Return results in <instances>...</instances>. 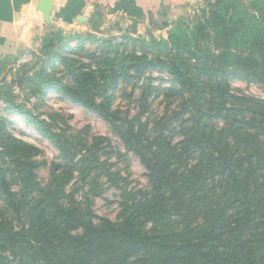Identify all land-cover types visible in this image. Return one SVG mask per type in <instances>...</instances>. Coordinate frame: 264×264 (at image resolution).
Listing matches in <instances>:
<instances>
[{"label": "trees", "instance_id": "16d2710c", "mask_svg": "<svg viewBox=\"0 0 264 264\" xmlns=\"http://www.w3.org/2000/svg\"><path fill=\"white\" fill-rule=\"evenodd\" d=\"M198 8L165 38L85 32L57 47L55 32L24 71L28 97L97 114L118 145L0 86V108L57 151L44 159L0 118V264H264V97L233 88H264V0ZM130 153L146 186L121 185L112 158ZM106 187L119 191L115 220L95 211Z\"/></svg>", "mask_w": 264, "mask_h": 264}, {"label": "rangeland", "instance_id": "374dc122", "mask_svg": "<svg viewBox=\"0 0 264 264\" xmlns=\"http://www.w3.org/2000/svg\"><path fill=\"white\" fill-rule=\"evenodd\" d=\"M200 2L201 0H184L181 4H174L173 9L165 13L163 12L161 19H157L156 22L151 21L150 25H146L144 28L139 26L140 32L136 30V33H126L135 37L165 38L168 28L164 27V24L167 23L172 25L180 19V17H194L195 14L198 13L197 11H199L198 6ZM45 23V28L38 26L34 32V36H32L30 44L19 47L18 49L14 48L11 52L0 54V86H9L12 82L11 89L15 94L17 102L24 104L26 108L32 110L35 114L47 117V113L50 110L61 112L68 117L71 127L81 129L89 125L92 132L108 136L113 144L118 145L117 137L112 133L108 124L97 114L65 99H61L56 93L46 98L45 105H39L36 97L27 96L26 81L23 78V73L30 67V73H32L38 68L36 62L46 60L47 55H45L46 51H44V47L47 43V39L51 38L53 33L58 32L61 34L62 38H60L61 40H54L55 46L58 47L61 43L67 41L70 42V46H75L78 42L75 37L79 33H85L76 30H67L58 26L56 22L47 21ZM145 28L150 29L147 32ZM123 35L125 34L100 35L97 37H116L119 41ZM87 45L89 46V43ZM47 53L49 54V52ZM26 66L27 68H25ZM233 88L235 91H244L248 94L264 97V88L257 84H247L241 80H234ZM0 118L7 119L6 123L8 129L17 137L38 146L44 153V159L51 161L56 157L57 151L51 142L42 137V135L30 124H27L22 116L17 113H10L7 110H3L1 107ZM112 161L115 163L114 168L118 169L124 177L121 185L129 188H139L147 185V170L138 156L130 153L128 158H118L115 156L112 158ZM47 174L46 168L40 171V176L44 180L47 178ZM118 194L119 191L113 187H106L102 197L96 199L95 211L97 214L115 220L118 212V204L116 201L118 199Z\"/></svg>", "mask_w": 264, "mask_h": 264}, {"label": "crops", "instance_id": "0c3cea01", "mask_svg": "<svg viewBox=\"0 0 264 264\" xmlns=\"http://www.w3.org/2000/svg\"><path fill=\"white\" fill-rule=\"evenodd\" d=\"M183 1L0 0V54L30 44L38 26L45 28L47 21L97 36L136 33Z\"/></svg>", "mask_w": 264, "mask_h": 264}, {"label": "water", "instance_id": "95a60500", "mask_svg": "<svg viewBox=\"0 0 264 264\" xmlns=\"http://www.w3.org/2000/svg\"><path fill=\"white\" fill-rule=\"evenodd\" d=\"M47 2H49V0H46Z\"/></svg>", "mask_w": 264, "mask_h": 264}]
</instances>
